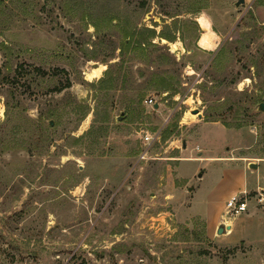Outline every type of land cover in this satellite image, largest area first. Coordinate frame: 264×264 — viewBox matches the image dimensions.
<instances>
[{"label":"rangeland","instance_id":"rangeland-1","mask_svg":"<svg viewBox=\"0 0 264 264\" xmlns=\"http://www.w3.org/2000/svg\"><path fill=\"white\" fill-rule=\"evenodd\" d=\"M236 1L0 0V264H264V209L212 219L264 186V0Z\"/></svg>","mask_w":264,"mask_h":264},{"label":"built area","instance_id":"built-area-1","mask_svg":"<svg viewBox=\"0 0 264 264\" xmlns=\"http://www.w3.org/2000/svg\"><path fill=\"white\" fill-rule=\"evenodd\" d=\"M146 105L152 106L154 104L152 99L145 100ZM143 142L146 145H151L154 137L148 134L143 135ZM254 208L264 209V190L255 191V194L250 191L243 190L239 193L233 194L227 198L224 202L222 217L225 223L224 231L227 232L229 227H226L227 223L231 222L236 217L247 214L250 211L251 206ZM231 232V230H230Z\"/></svg>","mask_w":264,"mask_h":264},{"label":"crops","instance_id":"crops-1","mask_svg":"<svg viewBox=\"0 0 264 264\" xmlns=\"http://www.w3.org/2000/svg\"><path fill=\"white\" fill-rule=\"evenodd\" d=\"M202 159H204V158H200V159H195V161H200V160H202ZM215 159H219V160H223V162L224 161H237V160H239V158H236V157H233V158H230V157H228V156H222V157H217V158H215ZM261 161H264V159H262ZM260 161V162H261ZM259 163V162H258ZM258 163H255V168H252V170L253 169H256L257 167H258ZM197 178H199V174L196 176ZM243 190H246V191H263L264 190V186L262 187V186H260V185H258V184H256V185H254V186H248L247 184H246V182L244 181L243 182V186H242V188H240V189H237V191H233V192H231V193H229L227 196H225L224 198H223V200H222V206H224V202L227 200V198L228 197H230L231 195H233V194H236V193H239V192H241V191H243ZM221 211V212H220ZM222 212H223V208L221 207V209L219 208L218 209V213H217V211H216V214H215V216L213 215L212 216V219L214 220V219H217L218 220V225H217V227H216V229H218L219 227H224V225H225V223L226 222H224V220H223V217H222ZM249 213L250 214H252V213H254V209H252V208H250V211H249ZM249 213H247L248 215H246V216H249ZM239 217V216H238ZM237 218V217H236ZM235 218V219H236ZM235 219H233L231 222H229V223H227V225H228V227L230 228V230L232 231V229H233V226H234V222H235ZM227 225H226V227H227ZM230 225V226H229ZM228 228V229H229ZM227 229V230H228ZM223 233H225V232H223ZM230 233V232H229ZM226 234H228V233H226Z\"/></svg>","mask_w":264,"mask_h":264},{"label":"bare ground","instance_id":"bare-ground-1","mask_svg":"<svg viewBox=\"0 0 264 264\" xmlns=\"http://www.w3.org/2000/svg\"><path fill=\"white\" fill-rule=\"evenodd\" d=\"M197 22L199 26L202 27L207 32V33L205 32L204 35L201 36L200 39L198 40L199 47L202 49L208 50V51L214 50L216 48V45H215L216 36L214 32L210 29V24L208 20L204 17H199L197 19ZM100 70H101L100 68L94 69L89 75L96 76L100 73ZM229 232H230V228L227 230L226 233H229Z\"/></svg>","mask_w":264,"mask_h":264},{"label":"water","instance_id":"water-1","mask_svg":"<svg viewBox=\"0 0 264 264\" xmlns=\"http://www.w3.org/2000/svg\"><path fill=\"white\" fill-rule=\"evenodd\" d=\"M244 3V0H237L236 3H235V6L238 7L239 5L243 4ZM157 107V105H155V108ZM258 110L259 111H264V101L261 102L259 105H258ZM183 147H184V144H183ZM255 164H251L250 165V168H255ZM200 177V175H199ZM224 232V228L223 227H219L217 229V234H222Z\"/></svg>","mask_w":264,"mask_h":264},{"label":"trees","instance_id":"trees-1","mask_svg":"<svg viewBox=\"0 0 264 264\" xmlns=\"http://www.w3.org/2000/svg\"><path fill=\"white\" fill-rule=\"evenodd\" d=\"M69 86H70V83H69V81L67 80L66 83H65V85H62L61 87L57 88V90L60 91V90H62V89H64V88H67V87H69Z\"/></svg>","mask_w":264,"mask_h":264}]
</instances>
